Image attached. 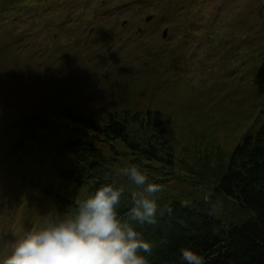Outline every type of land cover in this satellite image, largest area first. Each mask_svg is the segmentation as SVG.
Masks as SVG:
<instances>
[{
    "label": "rangeland",
    "instance_id": "1",
    "mask_svg": "<svg viewBox=\"0 0 264 264\" xmlns=\"http://www.w3.org/2000/svg\"><path fill=\"white\" fill-rule=\"evenodd\" d=\"M64 108L138 114L146 128L130 129L140 140L165 127L172 165L115 141L116 179L141 191L122 175L135 165L161 184L158 211L172 197L207 195L264 123V0H0V260L48 217L74 212L37 186L60 180L43 145L11 153L19 137L32 144L16 126L22 116L58 121ZM217 200L219 216L241 219L237 203Z\"/></svg>",
    "mask_w": 264,
    "mask_h": 264
},
{
    "label": "trees",
    "instance_id": "2",
    "mask_svg": "<svg viewBox=\"0 0 264 264\" xmlns=\"http://www.w3.org/2000/svg\"><path fill=\"white\" fill-rule=\"evenodd\" d=\"M132 121L146 128L138 114L129 118L111 112L103 118L64 108L58 121L39 113L27 114L16 126H20L32 144L27 145L26 139L19 137L11 153L32 151L43 145L40 148L50 158L60 180L37 186L52 196L59 207L75 211L77 197L70 193L68 183L88 187L90 195L104 183L115 182L123 187L115 177L120 154L115 144L118 139L147 163L158 161L166 166L174 163L165 127L140 140L133 134L136 131L130 129ZM98 141L110 144L112 152H106ZM124 190L129 202L123 204L120 215L126 218L131 191ZM218 196L226 197L233 205L237 203L241 219L219 216ZM213 205L215 212L210 214ZM169 208L171 213L167 211ZM137 230L154 244L149 264H183L180 250L185 247L200 254L204 264H264V123L256 132L245 134L236 145L207 195L193 199L172 197L157 210L155 224L137 226Z\"/></svg>",
    "mask_w": 264,
    "mask_h": 264
},
{
    "label": "clouds",
    "instance_id": "3",
    "mask_svg": "<svg viewBox=\"0 0 264 264\" xmlns=\"http://www.w3.org/2000/svg\"><path fill=\"white\" fill-rule=\"evenodd\" d=\"M122 175L142 189L131 192L126 218L120 215L123 204L129 202L124 188L104 183L77 200L72 214L50 216L42 227L20 236L0 264H149L154 244L137 226L157 222V199L163 186L149 181L135 165ZM209 212H215V205ZM180 258L183 264H204L203 257L190 247L180 250Z\"/></svg>",
    "mask_w": 264,
    "mask_h": 264
}]
</instances>
